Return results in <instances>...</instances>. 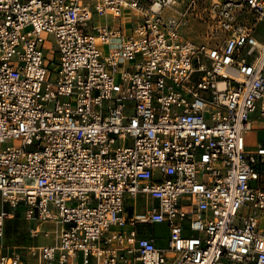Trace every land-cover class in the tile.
Returning a JSON list of instances; mask_svg holds the SVG:
<instances>
[{
    "label": "built area",
    "instance_id": "2783aa9c",
    "mask_svg": "<svg viewBox=\"0 0 264 264\" xmlns=\"http://www.w3.org/2000/svg\"><path fill=\"white\" fill-rule=\"evenodd\" d=\"M187 7L0 0V264H264V0L202 43ZM16 212L53 244L8 245Z\"/></svg>",
    "mask_w": 264,
    "mask_h": 264
},
{
    "label": "rangeland",
    "instance_id": "374dc122",
    "mask_svg": "<svg viewBox=\"0 0 264 264\" xmlns=\"http://www.w3.org/2000/svg\"><path fill=\"white\" fill-rule=\"evenodd\" d=\"M212 0H185V4L188 5L187 8H184V11H187L185 14L186 23L182 27V34L184 38L191 40L193 42L202 43L210 40V36L216 34L215 22L212 20L210 13H209V6ZM193 3V5H191ZM135 21L137 19H134ZM109 21L110 24H115L116 21L112 18H106L104 16H95V22L100 25H105ZM126 27L131 28V25L128 24ZM264 31V30H263ZM217 32V33H216ZM264 35V33H263ZM262 39V38H260ZM52 42L51 45L54 44L52 38H50ZM252 122L254 124V129L247 133L249 142L254 143L256 140H264V119L257 117V115H253ZM17 216H19L17 214ZM53 224V223H52ZM29 223L24 219H17L14 218L9 221V228H8V236H9V243H11L17 238L25 239L28 236L29 230ZM54 226L47 225L45 226V230L53 229ZM158 233L163 235V239H161L162 245L166 244L167 238V230L165 227L159 226L156 228ZM21 234L20 237L18 235ZM54 236H50L49 238H44L41 235L36 242L41 244H53ZM160 242V243H161ZM81 257V256H80ZM77 262H81V259H78Z\"/></svg>",
    "mask_w": 264,
    "mask_h": 264
},
{
    "label": "crops",
    "instance_id": "0c3cea01",
    "mask_svg": "<svg viewBox=\"0 0 264 264\" xmlns=\"http://www.w3.org/2000/svg\"><path fill=\"white\" fill-rule=\"evenodd\" d=\"M253 129H254V124H253ZM253 129H252V130H253ZM246 138H247V145H248V147H249L250 149H251V148H252V149L255 148V147H256L258 144H260L261 142L264 143V140H260V141H259V140H256L254 143H252V142H249V140H248V136H246ZM17 214H18L19 216H17ZM14 218H17V219H19V220H20V219H24L25 221H27V222L30 224V225H29V230H28V236H27V238L25 237V239H20V238H17L16 240L13 239V241H12L11 243H9V242H10V241L8 240V239H9V236H8L9 221L12 220V219H14ZM47 225H52V226H54L53 228H55V225L52 224L51 222H43V223H40V222H37V221H29V220H27V219L25 218V216H24L23 213L16 212V214L6 222V243H7L8 245H10V246H13V247H27V246H40V245H45V244L38 243V242H36V241H37V239H38L41 235H43L44 238H49V237H46V236L44 235V233H45L46 231H50V230H52V229L45 230V226H47ZM37 227L41 230V234H40L39 236H37V237H33V236L31 235L30 231H31L32 229L37 228ZM158 227H159V226H158ZM163 227H164V226H163ZM156 228H157V227H156ZM156 228H153V229L149 230L148 233H147V235L156 237V238H157V244H158V246H160V247H164V246L167 245V238H166V244H165V245H162L161 239H163L164 237H163V235H162L161 233H158V232L156 231V230H157ZM165 230H166V229H165ZM21 234H22V233H20V234L18 235V237H20ZM167 237H168V232H167ZM160 242H161V243H160ZM78 259H81V262H80V263L77 262ZM78 259H76L75 261H72L70 264H82V258H78ZM91 264H95V261L92 260Z\"/></svg>",
    "mask_w": 264,
    "mask_h": 264
}]
</instances>
